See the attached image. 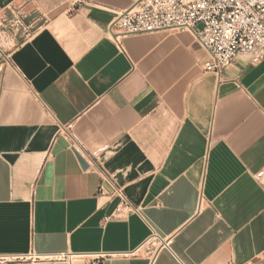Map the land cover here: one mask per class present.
Masks as SVG:
<instances>
[{"label":"crops","instance_id":"obj_1","mask_svg":"<svg viewBox=\"0 0 264 264\" xmlns=\"http://www.w3.org/2000/svg\"><path fill=\"white\" fill-rule=\"evenodd\" d=\"M138 1L0 0V256L264 264V62L206 73L188 31L120 51Z\"/></svg>","mask_w":264,"mask_h":264},{"label":"built area","instance_id":"obj_2","mask_svg":"<svg viewBox=\"0 0 264 264\" xmlns=\"http://www.w3.org/2000/svg\"><path fill=\"white\" fill-rule=\"evenodd\" d=\"M9 30L30 33V27L25 25L21 16L9 22ZM161 30L191 32L209 54V60L204 64L206 73L221 75L242 55L248 56L253 64L264 62V0H140L115 19L109 34L124 52V38ZM115 194L122 200L117 215L126 208L135 210L124 188H116ZM203 204L201 192L199 209ZM150 240L165 243L156 232L152 233ZM81 257L84 258L72 253L38 254L33 251L26 255L0 256V264H72ZM100 259L95 261L98 263Z\"/></svg>","mask_w":264,"mask_h":264},{"label":"rangeland","instance_id":"obj_3","mask_svg":"<svg viewBox=\"0 0 264 264\" xmlns=\"http://www.w3.org/2000/svg\"><path fill=\"white\" fill-rule=\"evenodd\" d=\"M1 29V28H0ZM2 35V33H1V30H0V36Z\"/></svg>","mask_w":264,"mask_h":264}]
</instances>
